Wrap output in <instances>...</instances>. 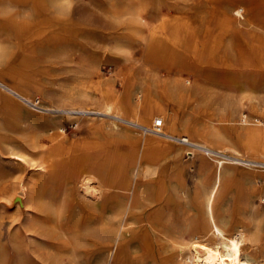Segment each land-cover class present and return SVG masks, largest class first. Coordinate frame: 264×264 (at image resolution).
Returning <instances> with one entry per match:
<instances>
[{
    "label": "bare ground",
    "instance_id": "6f19581e",
    "mask_svg": "<svg viewBox=\"0 0 264 264\" xmlns=\"http://www.w3.org/2000/svg\"><path fill=\"white\" fill-rule=\"evenodd\" d=\"M27 1L32 3L36 12L42 10L51 19L63 20L66 9L59 0ZM215 1L198 0L192 4L190 0H146L149 14L145 18L140 13L139 0H129L123 9L111 13L113 18L123 21L127 29L143 37L148 66L154 64L166 69L164 81L158 79L159 70L150 71L160 84L162 94L169 101L191 109L202 105L206 112L215 99L222 97L220 104L228 106L233 103L235 92H243L257 83L264 85V34L258 30L253 35L258 38L259 53L251 55L245 63L244 68L248 69L218 65L226 34L231 29L240 30L242 22L238 16L245 17V7L234 5L231 13L224 10L215 31L210 24V7H214ZM19 6L10 0H0V15L14 19L24 34L32 24L31 14L21 15ZM164 6L174 8L178 13L165 15ZM186 66L192 67L197 76L189 87L181 82V72ZM94 69L96 67L91 70L93 73ZM0 85L21 101L37 106L17 87L1 80ZM65 94L80 98L88 96L81 86L70 91L67 89ZM143 99L140 92L136 100L128 98L125 101L126 108L132 113L128 118L121 114V102L117 101H104L101 106L90 110L83 106L71 110L111 115L122 122L145 128L146 135L141 140L143 152L136 156L115 151L103 161L109 149L96 152L90 146H72L62 138L63 128L55 121L45 126L30 124L16 127L13 132L0 133V158L6 148L13 158L23 160L33 170L29 176L12 179L11 173L0 165V209L4 199L13 203L18 198V211L10 216L6 228L0 210V264H25L18 253L14 256L9 253L8 244L5 252L2 251L3 229L7 230L10 243L18 248L26 232L43 233L50 225L74 227L82 223L92 229L96 238L91 256L94 264H128V260L138 258L134 243L146 239L149 228L164 244L161 255L164 264H264V216L256 219L257 229L250 234L244 221L246 218L243 220L234 213L228 214L227 201H220L226 182L238 179L239 174L233 171L234 165L264 166V160L222 153L216 147L222 141L216 134L208 138L209 132L197 123H185L186 134H181L178 129L180 116L175 106L166 108L150 102L146 106ZM247 116L240 112L239 120L246 122ZM157 119L163 121L158 129L154 128ZM250 121V127H235L236 134L249 144L259 146L264 154V120L253 117ZM97 126L90 125V128ZM107 126L109 135L119 127L115 122ZM206 138L209 142L203 140ZM183 145L192 148L188 153L199 151L196 162L200 180L191 197L188 192L184 193L190 206L186 212L179 211L181 185L178 182L171 190L165 184L155 189L142 183V176L151 171V165L145 164V159H154L165 151H180ZM163 201L158 213L144 222L145 209ZM15 222L17 225L12 226ZM189 224V239L185 240L180 227ZM141 230L148 233L138 235ZM54 237L55 243H62L72 250L69 263L77 264L75 234L70 233L62 240Z\"/></svg>",
    "mask_w": 264,
    "mask_h": 264
},
{
    "label": "rangeland",
    "instance_id": "374dc122",
    "mask_svg": "<svg viewBox=\"0 0 264 264\" xmlns=\"http://www.w3.org/2000/svg\"><path fill=\"white\" fill-rule=\"evenodd\" d=\"M128 1L59 0L66 10L63 20L56 21L47 17L42 10H33L32 3L27 0H10L15 6L20 5L18 11L21 15L31 14L32 24L23 34L14 19L0 15V80L29 95L38 107L21 101L0 85V133L13 132L16 127L22 128L30 124L45 126L55 121L63 128L62 138L72 146H90L96 152L109 149L103 161L106 160L105 157L109 159L115 151L136 156L143 152L141 140L146 135L143 131L145 128L122 122L111 115L71 110H78L80 106L90 110L101 106L104 101H117L121 102V114L128 118L132 113L126 108L125 101L128 98L136 100L141 92L145 105L150 102L166 108L175 106L174 109L180 116L178 129L181 134H186L185 123H197L209 132L208 138L212 134L217 135L222 142L216 147L222 153L264 160L261 148L240 138L235 129L252 126L250 119L253 117L264 120V85L257 83L243 92H235L234 101L228 106L220 104L222 97L215 99L207 112L202 105L198 109H191L169 101L162 94L157 79L152 76L154 70H159L158 79L164 81L166 69L154 64L148 66L143 37L127 29L120 19L112 17V11L123 9ZM190 1L196 4L198 0ZM213 5L214 7H210V24L215 31L220 25L224 10L231 13L234 5L245 7V17L238 16L242 22L240 30L231 29L227 32L225 48L217 60L220 67L248 69L244 68L245 63L251 55L259 53L258 38L253 34L256 30L264 34V0H216ZM139 10L143 17H148L146 0H139ZM163 12L173 16L178 10L164 6ZM93 67H96L94 73L91 71ZM148 68L152 70L148 71ZM196 78V73L190 66H186L181 72L184 86H192ZM77 86L83 87L88 96H66L67 89L70 91ZM240 112L248 115L246 122L239 120ZM114 122L119 127L109 135L107 125ZM90 125L98 126L90 128ZM203 140L209 142L207 138ZM183 147L177 152L165 151L154 159H145V164L151 165V171L142 176V183L155 189L165 184L171 190L172 185L178 182L181 185L180 212L188 211L190 206L184 196L188 192L191 197L200 180L196 162L199 151L188 153L192 148L186 145ZM2 151L0 165L11 173L12 179L29 176L33 172L23 160L13 158L6 148ZM209 160L215 163L212 158ZM233 171L239 174L238 179L226 182L220 201H227L228 214L234 213L236 217L246 218L243 220L249 233L253 234L257 229L256 219L264 216V166L237 164ZM17 199L13 203L8 199L3 200L0 210L3 212L4 228L10 224V216L18 211ZM163 204L164 201L145 209L144 222L152 219ZM16 225L15 222L12 226ZM190 226L180 227L184 231L182 235L185 240L189 239ZM91 230L85 223L74 227L50 225L43 233L26 232L16 248L10 243L7 230L3 229L2 251L5 252L4 248L8 244L9 253L12 256L18 253L25 264H70L68 257L72 250L65 248L62 243H55L54 236L62 240L73 233L76 236L74 251L77 264H94L91 256L96 247V238ZM149 230V233L146 230L139 232L138 235L148 233L147 240L134 243V253L139 257L128 260V264H164L161 256L164 244L150 228Z\"/></svg>",
    "mask_w": 264,
    "mask_h": 264
},
{
    "label": "built area",
    "instance_id": "2783aa9c",
    "mask_svg": "<svg viewBox=\"0 0 264 264\" xmlns=\"http://www.w3.org/2000/svg\"><path fill=\"white\" fill-rule=\"evenodd\" d=\"M162 124H163V121H162V119H157V121H155V123H154V128H161L162 127Z\"/></svg>",
    "mask_w": 264,
    "mask_h": 264
}]
</instances>
